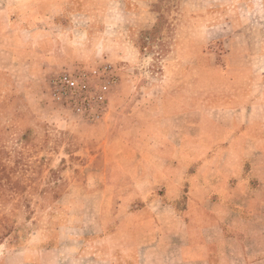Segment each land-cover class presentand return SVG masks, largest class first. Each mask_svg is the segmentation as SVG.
Segmentation results:
<instances>
[{
  "label": "crops",
  "instance_id": "1",
  "mask_svg": "<svg viewBox=\"0 0 264 264\" xmlns=\"http://www.w3.org/2000/svg\"><path fill=\"white\" fill-rule=\"evenodd\" d=\"M34 1L15 8L0 0V19L7 17L18 37L13 64L93 58L81 46L53 41L54 32L72 38L80 27L46 20L40 6L46 0ZM133 47V56L113 55L123 75L116 94L123 90L128 102L88 130L105 151L99 174L110 180L86 192L104 200L93 210L81 205L73 240L61 234L51 245L29 240L25 264H264V73L227 64L198 86L191 66L180 61L190 56L178 53L167 66L171 74L137 76L132 68L145 73L147 58ZM115 193L123 200H112ZM67 241L77 250H66Z\"/></svg>",
  "mask_w": 264,
  "mask_h": 264
},
{
  "label": "rangeland",
  "instance_id": "2",
  "mask_svg": "<svg viewBox=\"0 0 264 264\" xmlns=\"http://www.w3.org/2000/svg\"><path fill=\"white\" fill-rule=\"evenodd\" d=\"M50 1L40 3L47 18L51 15L46 20L73 21L80 27L72 38L54 32L53 41L60 47L81 46L94 56L73 65L44 64L39 57L33 65H15L11 47L18 37L8 18L0 19V264H25L29 240L44 238V246L55 244L60 234L78 237L81 205L93 210L92 203L104 200L103 194L92 197L86 190L110 180L99 174L106 167L101 159L105 151L88 130L106 119L113 106L124 108L128 98L123 90L116 94V84L110 85L105 116L88 123L51 100L48 84L53 75L107 63L119 78L121 66L113 55L120 50L133 56V46L147 58L144 75L138 65L132 68L137 76L171 74L167 66L178 53L190 56L180 61L191 66L198 86L227 64L264 73V0H58L64 3L58 9ZM5 2L16 8L35 1ZM124 195L115 193L112 200L122 201ZM65 246L68 251L78 247L70 241Z\"/></svg>",
  "mask_w": 264,
  "mask_h": 264
},
{
  "label": "built area",
  "instance_id": "3",
  "mask_svg": "<svg viewBox=\"0 0 264 264\" xmlns=\"http://www.w3.org/2000/svg\"><path fill=\"white\" fill-rule=\"evenodd\" d=\"M117 78L110 64L98 67L78 66L63 70L49 79L50 98L64 113L88 123H97L108 109V89Z\"/></svg>",
  "mask_w": 264,
  "mask_h": 264
}]
</instances>
